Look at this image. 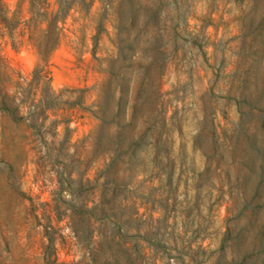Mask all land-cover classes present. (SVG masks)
Returning <instances> with one entry per match:
<instances>
[{"label": "rangeland", "instance_id": "obj_1", "mask_svg": "<svg viewBox=\"0 0 264 264\" xmlns=\"http://www.w3.org/2000/svg\"><path fill=\"white\" fill-rule=\"evenodd\" d=\"M62 2L0 20V264H264V0Z\"/></svg>", "mask_w": 264, "mask_h": 264}, {"label": "trees", "instance_id": "obj_2", "mask_svg": "<svg viewBox=\"0 0 264 264\" xmlns=\"http://www.w3.org/2000/svg\"><path fill=\"white\" fill-rule=\"evenodd\" d=\"M55 5V8L52 7ZM67 7L62 0H27V13L25 19L20 16L14 18L11 14L7 15V9H2V37L6 43L16 49L25 41L31 43L38 54L46 58L47 54L54 48L58 41L59 27L58 22L65 16ZM43 65L34 67L32 74L46 76ZM45 97V96H44ZM41 96L39 102L48 98ZM11 96L2 94V109L12 111L14 106L10 104Z\"/></svg>", "mask_w": 264, "mask_h": 264}]
</instances>
